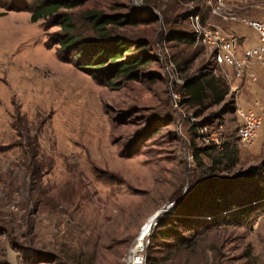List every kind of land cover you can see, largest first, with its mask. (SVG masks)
Here are the masks:
<instances>
[{
    "label": "rangeland",
    "instance_id": "1",
    "mask_svg": "<svg viewBox=\"0 0 264 264\" xmlns=\"http://www.w3.org/2000/svg\"><path fill=\"white\" fill-rule=\"evenodd\" d=\"M224 3L236 19L213 14L207 0H85L61 9L85 38L98 37L90 11L153 18L107 26L146 40L152 55L137 80L114 85L60 58L54 19L32 22L31 11L0 5V264H124L146 222L204 178L257 172L264 180V123L251 144L238 134L252 84L196 40L172 37L193 32L192 13L226 30L244 18L264 21V0ZM194 77H216L229 93L220 103L210 91L191 100L184 85ZM262 205L241 223L184 232L183 243L151 239L147 264H264Z\"/></svg>",
    "mask_w": 264,
    "mask_h": 264
},
{
    "label": "trees",
    "instance_id": "2",
    "mask_svg": "<svg viewBox=\"0 0 264 264\" xmlns=\"http://www.w3.org/2000/svg\"><path fill=\"white\" fill-rule=\"evenodd\" d=\"M85 0H0L6 10L31 11V21L54 19L62 30L59 38L60 58L74 63L94 78H106L108 85H114L115 79L137 80L143 67L151 61L149 43L146 40L130 42L121 36L114 35L107 26L109 24L138 23L152 21L147 19H124L119 15H105L90 11L88 18L98 37L85 38L76 32L77 26L73 15L61 13V9H71L84 3ZM176 41L192 44L196 38L193 32H173ZM132 51L130 56L126 53ZM216 77L203 79L194 77L186 81L184 87L191 100L201 102L210 91L220 103L229 93L228 86L220 88ZM37 149V148H36ZM200 150H196L199 155ZM38 150H36V153ZM253 174V175H252ZM257 172L240 174L229 180L210 176L201 180L193 190L178 203L174 212L165 214L159 226L154 230L152 239L172 238L174 243L188 241L184 232H192L197 228H209L220 223H241L250 219L263 207L264 180L257 177ZM247 179V180H246ZM252 179L254 181L251 182ZM258 183V185H257ZM183 231V232H182Z\"/></svg>",
    "mask_w": 264,
    "mask_h": 264
},
{
    "label": "built area",
    "instance_id": "3",
    "mask_svg": "<svg viewBox=\"0 0 264 264\" xmlns=\"http://www.w3.org/2000/svg\"><path fill=\"white\" fill-rule=\"evenodd\" d=\"M207 2L213 14L236 19L231 12L232 9L226 8L224 0H207ZM190 20L197 43L207 48L208 55L217 65L230 68L239 80H245L252 85L260 83L258 69L264 67V21L242 19V22L249 25L257 34L256 45L242 47L240 37L236 33L203 22L199 13H192ZM263 107L262 100L255 97L249 106L238 108L240 120L238 134L242 142L251 144L256 141L264 123ZM205 139L218 142L217 138ZM218 144L220 145V142ZM175 209L176 202H171L146 222L125 257L124 264H147V252L154 230L159 226L161 217L169 212H174Z\"/></svg>",
    "mask_w": 264,
    "mask_h": 264
},
{
    "label": "crops",
    "instance_id": "4",
    "mask_svg": "<svg viewBox=\"0 0 264 264\" xmlns=\"http://www.w3.org/2000/svg\"><path fill=\"white\" fill-rule=\"evenodd\" d=\"M229 27H230V29H228L229 31L236 33L243 40L242 47H249V46H254L257 44L256 32L249 25L243 23L242 20L230 23ZM246 89H247V92L249 91L250 100L244 98L245 101L248 100L249 104H251L254 101L255 97H259L262 100V103L264 105L263 80H261L259 84L248 85Z\"/></svg>",
    "mask_w": 264,
    "mask_h": 264
}]
</instances>
